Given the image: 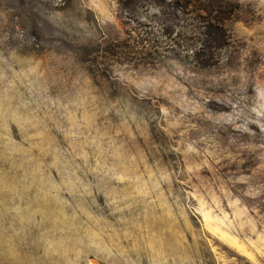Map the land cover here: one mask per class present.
Masks as SVG:
<instances>
[{"label":"rangeland","instance_id":"1","mask_svg":"<svg viewBox=\"0 0 264 264\" xmlns=\"http://www.w3.org/2000/svg\"><path fill=\"white\" fill-rule=\"evenodd\" d=\"M0 264H264V0H0Z\"/></svg>","mask_w":264,"mask_h":264}]
</instances>
